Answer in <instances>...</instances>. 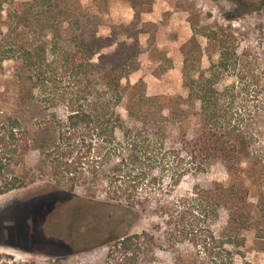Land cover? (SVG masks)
<instances>
[{"label": "trees", "instance_id": "1", "mask_svg": "<svg viewBox=\"0 0 264 264\" xmlns=\"http://www.w3.org/2000/svg\"><path fill=\"white\" fill-rule=\"evenodd\" d=\"M72 4L0 0V66L8 59L18 61L30 85L29 99L43 105L34 132L18 115L0 123V195L37 181L71 192L100 186L106 200L97 202L122 231L109 240L105 264H149L158 252L168 254L170 264H235L245 256V231L253 227L257 239L264 237L244 165L255 138L249 128L264 117L257 59L239 52L231 29L206 32L217 44L218 61L207 75L185 55L188 95L164 101L147 94L143 79L128 88L122 84L139 69L138 39L120 41L114 53L95 61L102 39H87L82 22L88 15L74 9L80 3ZM124 49L132 51L117 59ZM125 97L129 121L118 110ZM56 107L66 113L59 115ZM191 113L198 119L193 136ZM33 150L39 153L34 166L29 164ZM214 161L225 167L228 184L195 185L188 193L174 194L184 177L205 172ZM222 209L228 212L224 225L219 224ZM143 213L160 221L152 224L160 236L146 228L124 230ZM10 258L0 252V264H26Z\"/></svg>", "mask_w": 264, "mask_h": 264}, {"label": "rangeland", "instance_id": "2", "mask_svg": "<svg viewBox=\"0 0 264 264\" xmlns=\"http://www.w3.org/2000/svg\"><path fill=\"white\" fill-rule=\"evenodd\" d=\"M24 1L30 0H16ZM71 1L80 3L73 7L75 10L88 15L82 22L87 39H102L100 43L104 46L94 54L95 61L100 55L114 53L120 41L138 39L140 66L122 80L125 88L143 79L148 95H159L164 101L172 96L187 97L182 73L185 55L192 65H199V71L209 75L207 69L212 62L218 61L219 52L216 42L208 40L204 33L223 27L236 33L239 52L247 51L257 59L255 75L264 96V0ZM94 15L100 19H95ZM130 51L124 49L117 59ZM18 70L22 71L20 63L14 59L5 60L0 66V123L9 115H18L34 132L37 129L35 117L42 112L43 105L29 99L28 79L23 71L17 76ZM192 74L198 75V72ZM231 80L233 77L225 79L219 87ZM127 97L118 110L129 121ZM24 98L27 99L24 101ZM191 109L196 112L195 106ZM55 110L59 115L66 113L63 107ZM197 123V117L191 113L190 136ZM249 130L255 134L249 144L253 150L246 156L248 162L244 163L249 168V199L255 205L256 221L264 225V117ZM172 135H177L176 127L172 129ZM38 159V151L29 153L30 165H36ZM229 181L225 167L214 161L205 172L184 177L175 187L174 194L188 193L195 185L211 188L215 183L228 184ZM97 200H106L100 186L94 191L79 186L71 192L47 181H37L0 195V252L10 255L11 263L105 264L109 240L119 234L120 226L115 221L109 222L106 207ZM227 220L228 212L222 209L219 224L224 225ZM158 222L157 218L143 213L124 230L133 233L146 228L160 236V230L152 225ZM245 235V256L237 257L235 264H264V237L257 239L253 227L245 231ZM149 264H170V257L165 252H158L155 261Z\"/></svg>", "mask_w": 264, "mask_h": 264}, {"label": "flooded vegetation", "instance_id": "3", "mask_svg": "<svg viewBox=\"0 0 264 264\" xmlns=\"http://www.w3.org/2000/svg\"><path fill=\"white\" fill-rule=\"evenodd\" d=\"M65 246V245H64ZM65 248V247H64ZM66 251H69V249L66 248Z\"/></svg>", "mask_w": 264, "mask_h": 264}]
</instances>
